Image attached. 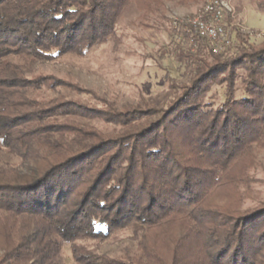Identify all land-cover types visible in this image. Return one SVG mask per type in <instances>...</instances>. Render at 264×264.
<instances>
[{"label": "trees", "instance_id": "obj_1", "mask_svg": "<svg viewBox=\"0 0 264 264\" xmlns=\"http://www.w3.org/2000/svg\"><path fill=\"white\" fill-rule=\"evenodd\" d=\"M172 1L200 0H0V150L28 170L0 162V264H63L65 244L74 264H264V198L243 208L264 152V34L258 45L239 35L226 56L196 39L163 105L117 108L34 73L107 43L129 5L148 20ZM249 3L264 13V0ZM58 90L100 103L48 95ZM121 232L132 254L78 243Z\"/></svg>", "mask_w": 264, "mask_h": 264}, {"label": "rangeland", "instance_id": "obj_2", "mask_svg": "<svg viewBox=\"0 0 264 264\" xmlns=\"http://www.w3.org/2000/svg\"><path fill=\"white\" fill-rule=\"evenodd\" d=\"M227 1L233 11L224 20L225 30L230 37V45L218 54L224 56L236 53L240 46L239 35L250 44L258 45L264 34V14L252 11V7H255L249 0ZM204 3L205 0H200L197 4L181 6L176 1L165 2L160 13L148 20H141L137 9L129 5L117 21L115 35L107 43L89 50L81 57L67 55L55 61L40 63L34 73L69 79L82 89L114 101L117 108L138 102L141 105L144 101L149 105H163L173 96L169 87L170 80L182 82L186 79L180 53L194 51L197 46L196 43L195 47H191L186 33L181 28H174L172 22L196 16ZM58 91H49L48 95L59 94L67 99L81 98L84 101L90 98L73 91ZM89 100L90 104L100 103L99 100ZM78 120L84 126H92L102 132L114 130V126L97 119L83 116ZM253 153L257 166L250 173L252 193L243 208L254 206L264 198V152L255 148ZM0 162L13 165L23 173L28 171L14 153L6 150H0ZM78 243L112 256L132 254L136 249L129 232L118 233L102 244ZM61 261L63 264H74L68 244L63 246Z\"/></svg>", "mask_w": 264, "mask_h": 264}, {"label": "built area", "instance_id": "obj_3", "mask_svg": "<svg viewBox=\"0 0 264 264\" xmlns=\"http://www.w3.org/2000/svg\"><path fill=\"white\" fill-rule=\"evenodd\" d=\"M232 11L233 8L227 0H205L203 8L196 16L182 18L172 22V25L186 33L191 47H195V38L202 39L214 54H219L230 45L224 20Z\"/></svg>", "mask_w": 264, "mask_h": 264}, {"label": "crops", "instance_id": "obj_4", "mask_svg": "<svg viewBox=\"0 0 264 264\" xmlns=\"http://www.w3.org/2000/svg\"><path fill=\"white\" fill-rule=\"evenodd\" d=\"M252 11H255V12H257V13H262V14H264L263 12H261V11H258L256 8H253L252 7V9H251ZM264 30V29H263ZM263 30L262 31H260V32H263Z\"/></svg>", "mask_w": 264, "mask_h": 264}]
</instances>
